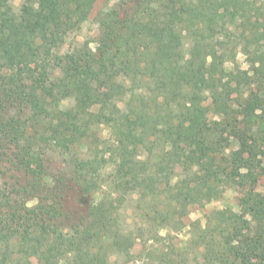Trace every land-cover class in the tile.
I'll return each instance as SVG.
<instances>
[{"label":"trees","instance_id":"16d2710c","mask_svg":"<svg viewBox=\"0 0 264 264\" xmlns=\"http://www.w3.org/2000/svg\"><path fill=\"white\" fill-rule=\"evenodd\" d=\"M46 1L0 3V264L23 247L42 264H111L146 234L120 223L135 194L168 243L163 264H264V166L243 171L264 160V0H116L96 48L64 55L96 0ZM238 47L251 66L239 81L226 69ZM208 114L219 120L199 121ZM62 147L70 159L53 173L44 156ZM227 186L241 211L193 223L186 249L153 233ZM75 191L93 197L83 210L66 204Z\"/></svg>","mask_w":264,"mask_h":264},{"label":"rangeland","instance_id":"374dc122","mask_svg":"<svg viewBox=\"0 0 264 264\" xmlns=\"http://www.w3.org/2000/svg\"><path fill=\"white\" fill-rule=\"evenodd\" d=\"M8 2L11 3L16 12H18L23 0H0V3ZM116 0H96L95 5L91 11L89 16V20L83 23L81 29L72 34L67 41V43L55 50V53L59 55H64L70 49V45L73 42L83 43L85 41L90 42V46L92 49L96 48V41L100 35V28L97 23L98 14L105 10L108 7H111L115 4ZM52 3V0H47L46 5ZM235 60L228 62L226 64L227 73L231 79H242L239 73L240 71H248L250 69V64L247 61V57L242 53L241 49L238 47L235 50ZM42 67V66H40ZM238 74V75H237ZM118 88L116 87H108L106 90L113 95H118ZM119 93L121 92L120 89ZM209 100L206 101L208 104ZM70 103L67 101L65 105H69ZM204 117V116H203ZM199 121L208 123V121L219 120V116H215L213 114H208L204 118ZM199 122V123H200ZM108 132H104L103 136H107ZM232 149V148H231ZM64 150L63 147L60 151ZM46 160V165L49 170L57 172L59 169L65 167L67 162L70 159V154H64L62 152H49L47 156H44ZM260 158L256 155L248 156L245 161L246 168L243 171L249 169L250 166L262 167L264 166V160H259ZM38 158H34V165L37 164ZM108 168L107 171H109ZM258 191L264 192V177L261 179L260 184L257 187ZM96 197H100L97 195ZM244 197L243 192L236 190L233 187H225L223 193L220 198L213 199L209 202H206L204 205H195L190 208L189 212L183 218V224L181 228L171 230L169 228H156L153 233H157L159 237H172L174 243L182 248L186 249L188 241L191 239L192 233V224L195 222H200L202 226L206 224L207 216L214 211L220 210H231L233 212L239 213L241 211L240 208V200ZM93 197H85L81 192H73L69 194L68 199L66 200V204L68 206L76 207L77 209H84V206L91 201ZM37 203V200H31L28 202L29 206H33ZM121 203V202H120ZM146 204L138 203L137 195H133L132 197H126V199L121 203L120 208V223L121 226L127 231H133L134 234H139L137 231L138 227L141 226L142 231L144 230L143 237L140 235V238L135 241V245L133 249L129 252V254H120L119 252H113L110 256L111 264H163L164 257L160 255L162 249L168 244L167 241L164 240H154L153 234L149 232L151 230L150 226L145 223L142 217V210L144 209ZM143 208V209H142ZM140 229V228H139ZM146 231V232H145ZM37 251L32 247H23L19 250V253L14 255L12 261L8 264H42L37 260ZM57 264H90L88 261H83L82 259L75 257L73 255L59 254Z\"/></svg>","mask_w":264,"mask_h":264}]
</instances>
